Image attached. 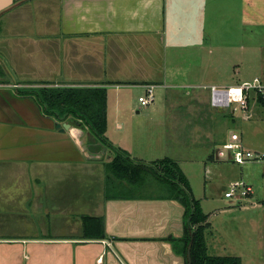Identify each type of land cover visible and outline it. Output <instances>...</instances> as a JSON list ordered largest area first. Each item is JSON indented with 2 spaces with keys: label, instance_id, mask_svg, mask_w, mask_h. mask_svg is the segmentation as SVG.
<instances>
[{
  "label": "crops",
  "instance_id": "crops-1",
  "mask_svg": "<svg viewBox=\"0 0 264 264\" xmlns=\"http://www.w3.org/2000/svg\"><path fill=\"white\" fill-rule=\"evenodd\" d=\"M3 11L0 22L11 17L12 27L6 31L0 26V36L7 32V39L25 37L28 41L6 46L4 62L12 64L13 81L6 71L0 77V208L10 192L11 200L19 198L14 203L17 209L27 210L21 217L35 215L34 219L43 221L35 234L6 230L0 235V264H184L183 256L163 239L182 237L183 205L175 199L150 196L106 198L104 177L94 191L91 173L80 177L83 184L79 187L72 185L69 178L78 176L69 168L101 162L110 149L96 136H88L82 129L87 127L71 115L58 119L44 113L33 90L41 86L105 88L106 136L108 114L127 108L125 97L132 88L145 90V85L152 84L160 89H184L183 95L191 98H186L190 104L182 125L201 137L199 125L190 122L204 121L208 115L201 106L202 95L188 89L201 86L219 66L214 55L219 42L206 45L204 41L206 15H215L214 6L205 0H13ZM22 55L36 61L35 73L43 84L28 83L34 78L30 76L33 70ZM175 108L168 111L175 112ZM55 121L68 123L69 128L59 131L53 126ZM114 123L115 129L121 128L116 116ZM213 135L211 129L206 139ZM107 140L112 146L118 143ZM208 156L203 164L205 175L208 166L218 167L207 161H230L214 152ZM178 166L191 188L188 174ZM247 198L252 200L249 205L239 203V208H259L257 232L264 238V197L253 201L252 188ZM83 215L102 217L103 239L82 237Z\"/></svg>",
  "mask_w": 264,
  "mask_h": 264
},
{
  "label": "rangeland",
  "instance_id": "rangeland-1",
  "mask_svg": "<svg viewBox=\"0 0 264 264\" xmlns=\"http://www.w3.org/2000/svg\"><path fill=\"white\" fill-rule=\"evenodd\" d=\"M205 1L207 5L214 6L215 15L210 17L209 14L206 15L207 33L204 41L206 45L219 42L214 55L220 62L219 66L200 82L201 86L188 89L190 93L197 92L203 97L201 106L208 118L201 122H190L192 125H199L201 129L198 131L202 136L190 134L189 129L186 130L183 127L185 123L182 125L186 108L190 104L186 98H191L189 95H183L184 89L154 87V101L147 106H141L138 96L145 95V90L138 86L132 88L125 97L127 108L115 115L108 114L109 125L106 136L116 139L118 143L114 144V148L131 157L133 162L141 161L145 164H152L169 157L181 164L188 174L191 188L194 189L193 197L200 199L198 201L202 204V210L208 215L210 223L205 231L207 253L237 256L241 264H264V238L260 237L257 232L260 230L259 220H261L259 208L257 210L249 207L239 208V203L248 206L252 201L250 198L236 200L224 197V191L227 190L230 181L236 179L251 183L253 201L264 197V107L252 100L249 112L243 111L235 104L219 111L210 106L209 91L203 88V86L211 85L237 86L245 81L252 82L254 78L264 82V0ZM2 14L4 11L0 13V16ZM0 26L2 28L5 26L8 31L9 27H12V18H3ZM218 27L219 32L216 31ZM212 31H215L214 34ZM6 33L0 36V63L7 72L8 80L13 81L12 64L9 61H6L8 64L4 62L6 60L5 48L12 41L24 45L28 40L25 37L7 39L8 34ZM22 61L33 70L30 76L34 78H30L31 81L28 83L43 84V80L40 81L41 78H38V72L35 73L33 64H36V61L32 63L31 59L25 58V55H22ZM175 106V112L168 111L170 107ZM159 107L162 110L157 109ZM137 109L139 112H136ZM115 116L122 125L118 130L114 127ZM82 125L84 126L83 123ZM209 126L211 128H208ZM82 129L87 131L91 138L95 137L88 128ZM211 129L214 135L212 139L207 140L206 133ZM232 131L239 134L244 147L258 154L260 158L242 164L231 161H207L209 165L213 163L218 167L209 168L212 165L208 166L207 175H205L203 164L209 157L208 155L215 153L217 148L221 147V141L226 137L229 138ZM113 156L114 151L110 149L101 156L102 163L99 161L94 162L93 165L77 163L75 168H69L72 171L75 169L74 174L78 176L69 178L72 185L79 187L83 184L80 177L91 173L93 174L91 182L95 191L103 177L105 180V162H109ZM122 182L125 183L124 180ZM8 185L13 184L8 183ZM7 189L9 191L10 186ZM162 193V182L151 173H146L141 182L134 187L121 190V194L133 196L157 197ZM11 195L8 192L7 196L3 197L4 208H0V235H3L6 230L15 234L39 232L43 219H34L37 218L35 215L32 218L21 217V214H25L27 210L17 209L14 203L18 202L19 198L14 196L11 200ZM226 207L234 209L228 212L219 211ZM30 213L33 214V211Z\"/></svg>",
  "mask_w": 264,
  "mask_h": 264
},
{
  "label": "trees",
  "instance_id": "trees-1",
  "mask_svg": "<svg viewBox=\"0 0 264 264\" xmlns=\"http://www.w3.org/2000/svg\"><path fill=\"white\" fill-rule=\"evenodd\" d=\"M4 73L0 64V77ZM33 96L44 113L58 119L71 115L79 120L80 125L81 123L86 125L104 146L114 151L112 159L104 164L106 198L129 196L121 194V190L134 187L141 182L146 173H151L163 184V193L157 198L175 199L183 205L185 221L182 237L169 236L163 239L171 242L174 250L183 256L184 264H241L237 256L207 253L205 231L209 227L208 215L203 213L199 201L193 197L189 183L176 161L165 157L152 164L136 160L133 162L131 157L109 144L105 136L107 124L105 88L41 86L33 90ZM257 102L264 107V100L258 98ZM81 222L84 239L105 237L102 217L83 215Z\"/></svg>",
  "mask_w": 264,
  "mask_h": 264
},
{
  "label": "built area",
  "instance_id": "built-area-1",
  "mask_svg": "<svg viewBox=\"0 0 264 264\" xmlns=\"http://www.w3.org/2000/svg\"><path fill=\"white\" fill-rule=\"evenodd\" d=\"M209 91V104L215 109L224 110L232 104L238 106L243 111L249 112L252 100L258 104V98L264 100V82L254 78L252 82H243L241 85L218 87L215 85L203 86ZM154 85H145V95L138 97L141 106H147L154 101L153 93ZM234 110V108H233ZM219 159L230 160L236 164H242L250 160H258L260 156L250 151L241 142L239 134L230 132L229 138L222 143L221 147L215 151ZM252 193L250 184L243 180H235L230 182L224 197L228 199H244Z\"/></svg>",
  "mask_w": 264,
  "mask_h": 264
},
{
  "label": "water",
  "instance_id": "water-1",
  "mask_svg": "<svg viewBox=\"0 0 264 264\" xmlns=\"http://www.w3.org/2000/svg\"><path fill=\"white\" fill-rule=\"evenodd\" d=\"M13 0H0V12L11 5ZM54 128H57L59 131H64L69 128V124L61 123L60 121H55L53 124Z\"/></svg>",
  "mask_w": 264,
  "mask_h": 264
}]
</instances>
